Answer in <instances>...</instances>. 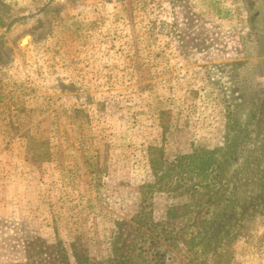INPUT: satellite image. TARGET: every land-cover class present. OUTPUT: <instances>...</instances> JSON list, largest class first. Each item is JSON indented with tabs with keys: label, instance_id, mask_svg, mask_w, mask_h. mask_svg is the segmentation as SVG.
I'll return each mask as SVG.
<instances>
[{
	"label": "rangeland",
	"instance_id": "1",
	"mask_svg": "<svg viewBox=\"0 0 264 264\" xmlns=\"http://www.w3.org/2000/svg\"><path fill=\"white\" fill-rule=\"evenodd\" d=\"M263 146L264 0H0V264H264Z\"/></svg>",
	"mask_w": 264,
	"mask_h": 264
},
{
	"label": "trees",
	"instance_id": "2",
	"mask_svg": "<svg viewBox=\"0 0 264 264\" xmlns=\"http://www.w3.org/2000/svg\"><path fill=\"white\" fill-rule=\"evenodd\" d=\"M236 126L239 127V124L236 123L235 125H233L230 128L234 129ZM263 151H264V146H263ZM199 153H201V155H199L198 157H205V156L207 157V158H204V159H200V163H197L200 166V167L199 166L198 167L201 170V172H200L201 175L203 174V176H205L207 174V172H208L207 170L210 169L211 170L210 172H216V170H217L215 176L218 177L219 174L221 175L223 173L222 171H225L227 169V165H223V164L219 165L218 160H216L217 157L214 156L213 152L212 153L211 152L207 153V151L202 150V152H199ZM196 155H198V152L194 150L193 154L188 155V156H183L182 158H178V159L185 160L184 165L187 166V168H189L190 165H193L194 162H196L198 160V158H195ZM211 155H213V156H211ZM223 160H224V164H225L227 162V159H223ZM219 170L221 172H219ZM263 173L264 172L260 171V177L263 175ZM256 189L257 190H255L254 193H251V196L261 198L262 197V192H263V189H264L263 183L260 184V182H259V185L256 186ZM235 194L237 195V193H235ZM242 196H243V194H242ZM243 200L246 202L248 200V198H244Z\"/></svg>",
	"mask_w": 264,
	"mask_h": 264
},
{
	"label": "crops",
	"instance_id": "3",
	"mask_svg": "<svg viewBox=\"0 0 264 264\" xmlns=\"http://www.w3.org/2000/svg\"><path fill=\"white\" fill-rule=\"evenodd\" d=\"M200 24H196L195 26H192V27H190L189 29H192L193 31H194V33H195V35L194 36H192L193 37V40L194 39H197L199 36H201L202 35V32H201V29H200ZM188 29V30H189ZM186 35H187V33H186ZM235 36H237V35H235ZM199 39V38H198ZM198 39H197V41H198ZM196 41V42H197Z\"/></svg>",
	"mask_w": 264,
	"mask_h": 264
}]
</instances>
